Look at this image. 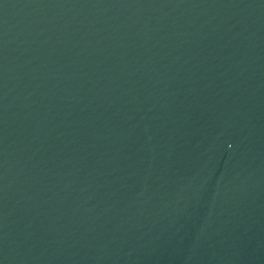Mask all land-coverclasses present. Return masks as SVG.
Here are the masks:
<instances>
[{
  "label": "water",
  "instance_id": "95a60500",
  "mask_svg": "<svg viewBox=\"0 0 264 264\" xmlns=\"http://www.w3.org/2000/svg\"><path fill=\"white\" fill-rule=\"evenodd\" d=\"M250 1L254 0H0V5L73 15L145 16L202 11Z\"/></svg>",
  "mask_w": 264,
  "mask_h": 264
}]
</instances>
